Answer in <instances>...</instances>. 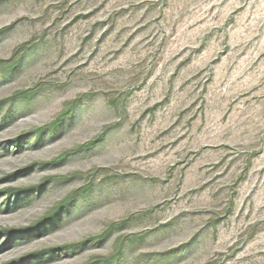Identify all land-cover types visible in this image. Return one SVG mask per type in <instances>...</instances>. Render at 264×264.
<instances>
[{
  "label": "rangeland",
  "instance_id": "374dc122",
  "mask_svg": "<svg viewBox=\"0 0 264 264\" xmlns=\"http://www.w3.org/2000/svg\"><path fill=\"white\" fill-rule=\"evenodd\" d=\"M0 74V264H264L261 0H0Z\"/></svg>",
  "mask_w": 264,
  "mask_h": 264
},
{
  "label": "snow or ice",
  "instance_id": "6c2138e0",
  "mask_svg": "<svg viewBox=\"0 0 264 264\" xmlns=\"http://www.w3.org/2000/svg\"><path fill=\"white\" fill-rule=\"evenodd\" d=\"M262 3H264V0H261ZM240 6V5H238ZM127 7V5H125ZM99 38V37H97ZM57 41L59 42V47L62 49L67 50L69 47H74L78 42V37L69 33L67 36L57 37ZM79 50V49H77ZM55 52L54 48L49 49V55H53ZM66 59V57H65ZM44 63L48 64L49 68H51L52 64H56V66H59V63H62V61H59L57 63L56 59L53 57L51 60H45ZM138 63V61H137ZM157 76H160L159 73H157ZM163 79V77H160ZM52 79V76L49 74V72H44L42 76L41 83H45ZM154 80H156V77H153ZM10 77H5L4 75L0 74V89L5 88L9 83ZM81 83L80 81H68V82H56L57 86L51 90L47 94H59L63 95L65 92H68L70 88H75L77 85ZM153 92L156 91L155 85L152 86ZM43 95V94H42ZM145 99H147V96H145ZM39 102V101H38ZM140 104L144 103V100L139 101ZM71 107V102L68 105ZM99 115V116H120L121 117V123L117 124L115 126L110 125L109 130L113 132H117L119 137H123L125 132H127L126 127V121L128 117V113L125 112L123 114L116 112L111 105H109L106 101V97L102 92H98L96 94H91L88 96L87 102L81 106L80 111L76 112L72 115L71 120L66 121L64 125H62L59 128H56L51 139L45 138L43 143L48 144L51 143L54 139H59L60 137L64 136L65 133L71 129L76 122H78L83 116L85 115ZM119 141L116 138H108L107 137V131L105 133L104 142L98 146H96V154H99L101 152H104L107 150V148L113 144H117ZM80 148L83 149V151H80L79 149L74 150L77 157H88L89 154L92 152V148L90 145L85 144L81 145ZM129 190H135L137 192H144L146 189L143 185L140 186H129ZM148 191H151L148 189ZM106 193L104 190H101L100 193L97 194V197L99 199H103L105 197ZM181 220H190L191 217L188 214L187 211H185V215L183 217H179ZM46 264V262H45ZM174 264V262H173Z\"/></svg>",
  "mask_w": 264,
  "mask_h": 264
}]
</instances>
